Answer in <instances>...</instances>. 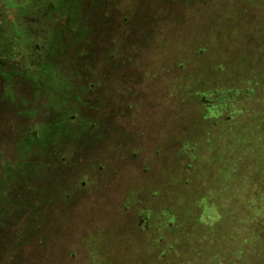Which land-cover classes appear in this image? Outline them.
<instances>
[{"label":"rangeland","instance_id":"374dc122","mask_svg":"<svg viewBox=\"0 0 264 264\" xmlns=\"http://www.w3.org/2000/svg\"><path fill=\"white\" fill-rule=\"evenodd\" d=\"M1 1V25L34 36L2 42L13 58L2 64L20 69L32 57V70L50 73L28 81L20 70L4 81L0 70V98H14L19 116L0 113L8 134L16 130L8 143L0 130V181L15 168L14 139L40 143L17 170L34 173L21 184L37 194L43 222L27 264H264V206L254 196L264 201V176L256 186L249 175L264 160V0H102L111 36L98 52V39L89 43L82 68L64 25L54 40L59 53L69 44L62 58L43 63L46 40L69 19L65 7L52 21ZM74 2L86 16L88 1ZM80 23L97 29L89 17ZM111 44L116 56L106 60L101 47ZM82 122L95 126L81 133ZM59 153L71 162L60 185ZM11 189H0V209L19 204Z\"/></svg>","mask_w":264,"mask_h":264},{"label":"trees","instance_id":"16d2710c","mask_svg":"<svg viewBox=\"0 0 264 264\" xmlns=\"http://www.w3.org/2000/svg\"><path fill=\"white\" fill-rule=\"evenodd\" d=\"M72 1V0H71ZM70 0H27L25 3H18L15 4L12 0H2V3L7 2V6L10 8H13L14 6L16 7H23L26 4L30 9L32 10H39V13L41 12L44 13L43 19H51L53 21L54 17H58L61 9L66 10V14L68 15V20L64 24L63 22L60 21L56 24L55 29L51 32V40L45 42V52L43 53V58L45 55L49 54V56L55 55L56 51H59L57 49V45L55 44L54 40H57L60 42V37L62 36L63 32L59 30V27L64 25L66 27H70V36L74 33H76L74 39L70 43L71 45L73 44L74 47H79L81 49V57L85 56L88 52V45L89 43H93L94 39H98V47L97 52L99 51V46H103L100 43H103L106 41L107 38L111 36V33H109V30L111 29L112 21H111V16L109 14L104 15V10L105 7L103 6L102 0H87L88 1V13L86 16L81 15V8L78 6V3L71 2ZM30 4V5H28ZM101 4V5H100ZM90 5V6H89ZM100 5V6H98ZM27 7V8H28ZM69 7V8H68ZM25 8V7H24ZM38 13V15H39ZM50 16V17H49ZM89 17V22H91L92 28L97 27V29H88L86 30H78L80 29L79 27L81 26L80 21H83ZM75 26V27H74ZM103 27V30H100L99 27ZM74 27V29L72 28ZM26 28V26H25ZM43 29V28H42ZM44 33V32H43ZM67 33V32H66ZM32 34L29 33V31H25L24 28L22 30H19L16 28L15 23L12 24H5L1 25L0 22V59L4 60L7 63H12L13 58H10L8 55L3 54L1 51L3 50V46H6L3 44L4 42L7 43L8 37L10 40L16 41V37H21L24 38L25 43L30 42L33 40L34 36H31ZM56 41V42H57ZM3 42V43H2ZM3 45V46H1ZM96 47V49H97ZM20 49H23V47L20 46ZM54 49H57L56 51ZM51 50V51H50ZM31 51V50H30ZM101 51L103 55L105 56V59L108 60L110 57H114L115 52L113 50L112 44L107 46V47H101ZM21 53V52H19ZM18 54V53H17ZM98 54V53H96ZM98 56V55H96ZM25 57V56H23ZM55 58V57H53ZM60 57L55 58V61H59ZM48 58L45 57L43 60V63L46 65L47 64ZM79 60V59H78ZM29 61H32V57L30 60L24 58V61L22 63V67L20 69L15 68L10 64V70L13 73H21L20 70H24L26 75L28 77L32 78H38L39 75H44V77L47 78L48 80V74L45 69V67L42 68V70L35 72L32 70L31 64ZM81 65L80 67L82 68L87 61H84L83 59L79 60ZM4 64V65H9V64ZM51 82L55 87H58L60 91H64L66 82L60 85L58 84L57 78L54 76L51 77ZM261 126V125H260ZM41 127V126H40ZM46 127H43L42 129H45ZM35 131H38L36 129ZM19 129L20 128H16ZM0 130L1 133H5L4 138L8 141L13 140L16 130L14 131L13 129V134L10 135L7 132V128L4 127V124L1 122L0 123ZM5 131V132H4ZM44 131V132H45ZM262 131L264 132V122L262 123ZM28 135V142L27 143L22 136H19L18 138L14 139V150L16 151L17 155L16 156V165L15 168L8 171L7 174V179L4 181L3 178H1L0 181V189H2L5 186H10L12 185L13 189H11V192L8 193V200L11 198L14 201L19 202V204L16 207H8V208H3L1 207L0 209V264H27L29 262V258L32 255L33 251V245H32V239L36 237L37 230L43 226V222L40 223L36 219H39L38 216H35L34 213L36 211V208L33 204V196H36L37 194H34V191L31 187V185H28L29 183L21 184L24 182H28V178H22V177H33V172H30L28 170L24 174L18 173V168L21 166V161L24 160L30 153H32L30 147L38 146L36 143V139L33 138V135L27 134ZM11 138V139H10ZM10 139V140H9ZM17 140V141H16ZM1 144V140H0ZM3 145L1 144L0 148V158L1 160L4 158L3 156ZM259 152H261V159H264V143L263 146L260 147ZM20 153V156H19ZM2 163V164H1ZM3 162H0V174L3 173ZM259 169L256 171H252L249 173V175L253 176L254 179L252 178V182H254V185L257 186L258 183L263 184V176H264V160L262 161V165L257 163ZM249 171V170H248ZM256 172V173H255ZM254 174H259V176H255ZM20 176L17 180L16 178ZM255 178H258L255 179ZM5 179V178H4ZM260 181V182H259ZM28 185V186H26ZM252 185V184H251ZM10 188V187H9ZM27 188V189H26ZM30 189V190H28ZM254 193V192H253ZM254 196L256 197L257 201L255 202L259 204L260 206H264V201L259 200L254 193ZM63 199L64 196H63ZM253 202V200H251ZM43 216V214H42ZM34 219V221L30 222L31 219ZM29 221L28 227L26 226L25 228L22 227V224ZM33 235V237H31ZM264 237V236H263ZM14 244L17 245L14 246ZM261 242L258 244V248L260 246H263ZM13 246V250H12Z\"/></svg>","mask_w":264,"mask_h":264},{"label":"flooded vegetation","instance_id":"af4514ba","mask_svg":"<svg viewBox=\"0 0 264 264\" xmlns=\"http://www.w3.org/2000/svg\"><path fill=\"white\" fill-rule=\"evenodd\" d=\"M66 44V43H65ZM69 44H67V46H68ZM66 46V47H67ZM65 47V48H66ZM65 48H64V50H65ZM64 50H63V52H64ZM63 52H61V53H59L58 51L57 52H55L56 54L53 56V57H55V58H57V57H60V58H62V54H63ZM57 55V56H56ZM85 56H86V54H85ZM85 56H83V57H81V58H79V60L80 59H83L84 60V57ZM49 57H51V56H49V54H47L46 55V58H49ZM81 65V64H80ZM4 69H8L10 72H8V70H6L5 71V73L3 74V80L4 81H6V78L5 77H9L8 75H11V68L9 67V65L7 66V65H3L2 64V62L0 61V70H1V72H2V70L4 71ZM74 69H77V68H75L74 67ZM27 76V75H26ZM28 81L30 80V78L27 76V78H26ZM71 80V79H70ZM3 81V82H4ZM69 89V87H66V85H65V89H64V91L65 90H68ZM10 99V96L9 95H3L1 98H0V108H2V110H0V113H1V118H3V120L4 119H6L7 118V116H8V114H10V112H12V116H14V117H19L18 116V113L16 112V110L14 109V108H10L12 105H16L15 103H14V98H13V100L11 99V101L9 100ZM6 108V109H5ZM60 110H61V108H58L56 111H58V112H60ZM23 114V116H25L26 117V115H25V113H22ZM82 123H84L83 124V126H85V127H83L82 128V131H81V133L82 132H85L86 131V129H90V126H95V125H93L92 123L91 124H88L87 122H82ZM50 128H51V126L49 125V127H48V129H47V135H48V138H49V140H51L52 141V138L50 137V134H51V130H50ZM21 130V129H20ZM22 131V130H21ZM23 132V131H22ZM68 134V133H67ZM20 136H22V138H24V140L27 142V143H29L28 142V139H30V138H28V135H27V133H25V134H21ZM34 136L35 135H33V138H34ZM53 137V136H52ZM35 139V138H34ZM17 141V140H16ZM36 143L38 144V145H40V143L38 142V141H36ZM29 150H31V151H33L34 150V147H30V149ZM61 153H59V162H58V164H57V168L56 169H54L53 170V172L55 173V175H56V177H55V180H56V182L58 183V185H60L61 183H64V182H66L67 180H69L70 179V176H68V174H67V172H68V165L71 163L69 160H67V163H64L63 162V160H65V158L63 157V156H61ZM70 162V163H69ZM49 187H52V188H49ZM49 187H47L48 189L46 190L47 191V197H48V199H49V202H48V205H49V203H51L50 201H51V198H52V196H53V194H52V192H56V189H55V186H54V184L53 183H51L50 185H49ZM55 189V190H54ZM76 194L74 193V196H75ZM64 198H65V195H64ZM66 199H64V201H65ZM65 203V202H64ZM72 203V202H71ZM141 222V221H140Z\"/></svg>","mask_w":264,"mask_h":264}]
</instances>
